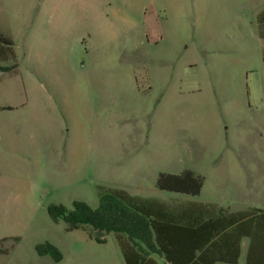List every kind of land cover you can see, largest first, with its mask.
Segmentation results:
<instances>
[{"label": "rangeland", "instance_id": "rangeland-1", "mask_svg": "<svg viewBox=\"0 0 264 264\" xmlns=\"http://www.w3.org/2000/svg\"><path fill=\"white\" fill-rule=\"evenodd\" d=\"M1 1L19 66L0 72V264H124L113 233L97 243L47 214L96 207L98 187L264 210V0H94L92 31L40 19L42 0H24V22ZM122 15L138 20V51ZM186 169L204 178L199 195L155 188L160 172ZM46 241L59 262L36 253Z\"/></svg>", "mask_w": 264, "mask_h": 264}, {"label": "trees", "instance_id": "trees-1", "mask_svg": "<svg viewBox=\"0 0 264 264\" xmlns=\"http://www.w3.org/2000/svg\"><path fill=\"white\" fill-rule=\"evenodd\" d=\"M255 23L264 66V8ZM18 66L14 42L0 30V72H14ZM203 181L189 169L160 172L155 188L197 196ZM96 194V207L81 200L72 201L71 207L52 203L47 214L53 222L62 221L67 230L87 231L97 243L113 233L124 264H238L245 239L244 264H264L263 209L229 211L210 202L166 203L104 187H98ZM35 251L56 263L62 258L48 241L36 244Z\"/></svg>", "mask_w": 264, "mask_h": 264}, {"label": "crops", "instance_id": "crops-1", "mask_svg": "<svg viewBox=\"0 0 264 264\" xmlns=\"http://www.w3.org/2000/svg\"><path fill=\"white\" fill-rule=\"evenodd\" d=\"M0 2H2L0 0ZM10 4H12L13 8L18 9V17L19 19L24 22L25 18L29 15V4L25 7L24 0H9ZM99 7L96 6L94 0H42L41 4L39 5L37 14L39 18L43 17V15L48 16L50 18L56 17L59 21L60 19H65L71 16L73 19L81 18L83 20V30L92 31L94 26V21L96 18L100 20V16H97V10ZM99 12V11H98ZM98 14V13H97ZM96 15V16H95ZM157 22V21H156ZM121 23L123 26V31L119 32L122 36V39L125 38V44L129 45L132 50L138 51V20L134 19L131 16H121ZM158 22L155 24L157 32L155 33L156 36H159V27ZM161 27V26H160ZM53 26H51V34H52ZM162 29V28H161ZM2 31V30H1ZM4 32V31H3ZM5 33V32H4ZM13 40V35L5 33ZM96 34V33H94ZM99 35L108 36L112 34L111 32H97ZM113 34H115L113 32ZM129 40V42L127 41ZM14 42V40H13ZM14 50H15V43H14ZM16 53V50H15ZM247 240H243L242 245L245 244L246 247ZM243 252H242V254ZM124 262V261H123Z\"/></svg>", "mask_w": 264, "mask_h": 264}]
</instances>
